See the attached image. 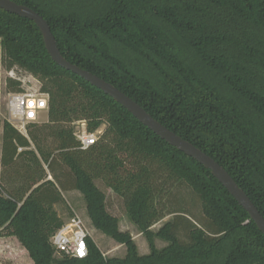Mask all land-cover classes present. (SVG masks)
I'll list each match as a JSON object with an SVG mask.
<instances>
[{"label": "trees", "instance_id": "1", "mask_svg": "<svg viewBox=\"0 0 264 264\" xmlns=\"http://www.w3.org/2000/svg\"><path fill=\"white\" fill-rule=\"evenodd\" d=\"M13 1L47 20L68 61L214 158L264 217V0ZM0 56L49 95L48 121L29 124V136L0 122V166L22 176L21 184L0 186L1 235L17 237L34 264H264V233L211 170L53 61L34 21L0 8ZM7 89L21 92V83L9 79ZM80 120L89 132L101 130L87 148L73 127ZM97 180L124 199L150 254L140 255L120 231ZM181 188L206 220L186 206ZM74 190L84 194L94 227L127 246L125 257H105L92 238L84 258L56 255L51 237L64 223L56 205ZM155 237L169 244L159 250Z\"/></svg>", "mask_w": 264, "mask_h": 264}, {"label": "rangeland", "instance_id": "2", "mask_svg": "<svg viewBox=\"0 0 264 264\" xmlns=\"http://www.w3.org/2000/svg\"><path fill=\"white\" fill-rule=\"evenodd\" d=\"M7 67L5 65V62L0 56V100L2 102V111H1V120L0 122L3 123L5 120H8L11 122L14 126L17 124L18 126L20 125L19 122H15L12 120L8 110H7V100H8V95L9 91L7 89V83L8 80L10 79L7 75ZM34 77V76H33ZM36 78V77H34ZM37 79V78H36ZM38 80V79H37ZM39 81V80H38ZM40 87L41 83H36V81L29 82L27 86H24V91L26 92L28 88L32 87L33 89H36V87ZM48 121V114L44 111L40 115V121L36 122L38 123V126H42L44 123ZM74 130H78V125H76V122L73 124ZM105 125L101 127L102 130L105 129ZM32 127H27V134L26 136H29V132ZM45 144L49 146L52 150L55 149V144H54V139L49 137L48 139L46 138ZM32 148H35V146H32ZM55 151V150H54ZM44 168L48 172V168L46 164H43ZM24 173V171L22 172ZM49 173V172H48ZM22 176H12L7 173H3V167L0 166V186L2 184L11 187L13 185H18L21 184L22 182ZM96 183L98 186L105 192L106 194V201H107V208L108 210L115 216L119 217L120 223H119V228L120 231L122 232H128L132 235L137 249L138 253L140 255H147L150 254L152 251L150 241L147 237L146 234H144L139 227V225L133 221V219L129 216L126 206H125V201L124 199L117 195L114 190L111 188H108L103 181L97 180ZM184 194L185 196L188 197V206L189 209H192L201 219L206 220L200 204H196L194 199H190V194L186 189L181 188L179 190ZM177 191V192H179ZM184 192V193H183ZM190 192V191H189ZM65 202L63 204L57 205L56 209L60 215V217L65 221L70 216H72L74 213H78L83 217L85 222L87 223L91 234L92 238L101 250V252L104 254L105 257L110 258V257H119L123 258L127 255L128 253V248L125 244L120 243L113 237L105 234L101 230H98L94 227L92 224V221L87 213V202L85 199V196L82 192L78 190H74L71 192H65ZM170 198V197H168ZM173 203V200H171ZM167 199V204L169 205L171 203ZM178 207L179 205H172L170 204V208L173 209ZM175 214H170L167 215L165 218L157 222L155 225L152 226L151 230L155 233L157 232L165 223L168 221L172 220L174 218ZM2 231L0 229V264H34L32 258L30 257L28 251L24 248V246L21 244L19 239L15 236H3L1 235ZM181 237L186 239L184 230L181 232ZM154 243L155 247L157 249H162L165 246L169 244L168 241L163 240L161 238H154ZM57 255V254H56Z\"/></svg>", "mask_w": 264, "mask_h": 264}, {"label": "water", "instance_id": "3", "mask_svg": "<svg viewBox=\"0 0 264 264\" xmlns=\"http://www.w3.org/2000/svg\"><path fill=\"white\" fill-rule=\"evenodd\" d=\"M0 8L12 14H16L34 21L42 33L45 47L53 61H55L61 67L70 70L84 78L86 81L114 98L116 102L125 107L135 118H137L142 124L152 130L155 134L160 136L163 140L178 148L186 155L194 158L206 168L210 169L212 174L228 189V191L235 197L239 204L249 213L252 220H254L259 229L264 233V217L262 214L246 194V192L229 174V172L214 158L167 128L160 121L155 119L150 113H148L146 109L138 102L122 92L115 85L68 61L61 53L49 23L33 8L17 3L13 0H0Z\"/></svg>", "mask_w": 264, "mask_h": 264}, {"label": "built area", "instance_id": "4", "mask_svg": "<svg viewBox=\"0 0 264 264\" xmlns=\"http://www.w3.org/2000/svg\"><path fill=\"white\" fill-rule=\"evenodd\" d=\"M7 75L10 79L20 82L22 88L21 92L9 93L7 110L12 120L20 123L19 126L15 124V127L27 134L29 124L39 122L42 112L45 111L48 114L49 95L42 92L39 86L36 89L30 87L26 92H23L24 86H27L29 82L36 81L37 84L40 82L33 75L21 69H9ZM1 111L2 102L0 100V114ZM76 125H78V130L75 133L83 148H87L97 141L101 130L89 132L85 120L77 121ZM89 238H92V234L87 223L81 215L74 213L52 235L51 243L57 255L84 258L89 253Z\"/></svg>", "mask_w": 264, "mask_h": 264}, {"label": "crops", "instance_id": "5", "mask_svg": "<svg viewBox=\"0 0 264 264\" xmlns=\"http://www.w3.org/2000/svg\"><path fill=\"white\" fill-rule=\"evenodd\" d=\"M17 128V127H16ZM63 195H64V193H63ZM64 197H65V195H64ZM57 206V205H56ZM27 251V250H26ZM34 263V262H33Z\"/></svg>", "mask_w": 264, "mask_h": 264}]
</instances>
